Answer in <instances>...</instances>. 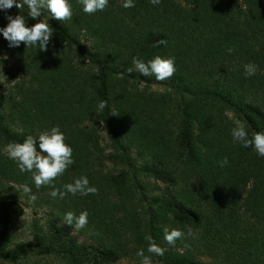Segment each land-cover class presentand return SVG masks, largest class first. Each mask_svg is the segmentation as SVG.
<instances>
[{
    "label": "trees",
    "instance_id": "obj_1",
    "mask_svg": "<svg viewBox=\"0 0 264 264\" xmlns=\"http://www.w3.org/2000/svg\"><path fill=\"white\" fill-rule=\"evenodd\" d=\"M69 3L64 22L47 9L33 19L26 5L0 10V28L21 14L28 27L54 30L46 51L9 47L0 33V262L140 264L150 235L165 249L153 264H264V157L231 135L238 124L250 138L264 132V0H134L131 8L109 0L94 14ZM156 56L175 59L170 79L135 70L134 57ZM248 64L255 75H245ZM57 125L75 163L54 186L86 176L97 194L53 198L52 186L37 189L33 173L8 158L7 144ZM26 202L51 218L35 219L31 238L18 241ZM69 211L88 212L79 232L90 243L65 223ZM165 228L184 238L170 246Z\"/></svg>",
    "mask_w": 264,
    "mask_h": 264
},
{
    "label": "clouds",
    "instance_id": "obj_2",
    "mask_svg": "<svg viewBox=\"0 0 264 264\" xmlns=\"http://www.w3.org/2000/svg\"><path fill=\"white\" fill-rule=\"evenodd\" d=\"M83 6V11L87 14H94L98 11H104L109 0H79ZM155 6L161 3V0H150ZM27 6V15L33 19L40 18L42 10L47 9L51 17L55 20L64 22L71 20L73 15L72 5L69 0H0V10H10L13 7L23 9ZM124 8L135 7L134 0H124L122 5ZM9 21L6 27L0 28V33L9 42V47H19L21 43L26 46L38 45L40 50H47V45L53 36V28L47 22H37L31 27L26 26L24 15H16L15 17L8 15ZM158 44H166V40H160ZM232 49H229L231 52ZM133 65L135 70L142 76H154L157 81L170 79L176 72L174 58H162L156 56L154 59L144 62L134 57ZM129 72L132 69H128ZM256 65H245V75H255ZM107 107V101H101L98 105V111H102ZM231 135L233 140L239 142L243 147H252L256 153L264 157V132H256L249 137L246 128L242 124H238L232 129ZM64 133L59 126H54L50 130L43 131L39 134L38 139L29 135L22 143L12 142L6 145L5 152L9 159L17 163L21 172L33 173V180L37 189L42 186H52L49 193L53 198L59 197L63 199L67 194L73 196L79 194L87 196L89 194H97L98 189L90 185L86 176H81L73 183L65 184L64 191L56 188L53 184L57 178L62 176L69 166L75 163L73 159V149L66 142ZM39 149V150H38ZM221 167L228 164L225 157L219 162ZM25 193H31V188L24 186ZM37 197L32 194L30 200L35 202ZM88 212L82 211L78 216L69 211L64 216V221L69 226H74L76 230L85 228L88 224ZM189 235L192 230L188 229ZM184 238V232L180 229L173 228L164 229V239L170 246H175L176 241ZM149 241L147 252L139 249L136 253L140 257V264H153L152 255L163 256L165 249L160 247L154 239L149 235L146 236Z\"/></svg>",
    "mask_w": 264,
    "mask_h": 264
},
{
    "label": "rangeland",
    "instance_id": "obj_3",
    "mask_svg": "<svg viewBox=\"0 0 264 264\" xmlns=\"http://www.w3.org/2000/svg\"><path fill=\"white\" fill-rule=\"evenodd\" d=\"M1 74H3V71L1 72ZM151 90L153 91L162 90V85L159 83H154L152 85ZM93 123L97 125L103 132V127H102L101 122L93 121ZM104 165H105V168H110L112 166L111 162H109L108 160L104 162ZM153 182L157 187H160V188L164 187V183L161 181H158L157 183H155V181ZM23 206H24V214L18 217L17 219V224L19 225V229L15 233V238L18 241H23L28 238H31V226L30 225L33 221H35V219H40V220L42 219L41 223L43 224L45 221L51 218V214L48 210H45L37 205H33L32 203L26 202V204H23ZM74 234L77 235L82 241H87L89 243L91 241L85 234H81L79 230H76L75 228H74ZM199 245L198 247L200 248ZM210 258L212 257L208 255L207 258L205 259L210 260ZM0 264H4V263L0 262ZM50 264H61V263H59L58 261L52 260ZM117 264H138V263L136 261H131V260H122V261H119Z\"/></svg>",
    "mask_w": 264,
    "mask_h": 264
}]
</instances>
